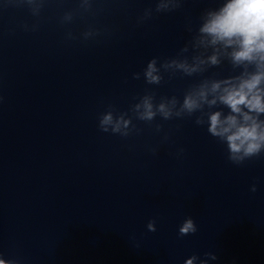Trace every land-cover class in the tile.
<instances>
[{"label": "water", "instance_id": "water-1", "mask_svg": "<svg viewBox=\"0 0 264 264\" xmlns=\"http://www.w3.org/2000/svg\"><path fill=\"white\" fill-rule=\"evenodd\" d=\"M220 0L137 18L155 0H97L100 11L61 25L77 0H48L36 31L26 7L0 0V255L20 264H264V153L241 165L195 117L150 125L123 138L98 127L114 105L128 112L145 89L177 95L201 77L147 85L153 57H174L186 24ZM89 26L100 35L66 39ZM227 76L230 70L212 69ZM227 111V109H225ZM163 125L156 133L154 125ZM165 133L167 142H162ZM156 148L154 155L151 149ZM179 149H183L182 153ZM255 184L257 191H250ZM191 217L197 232L180 236ZM155 220L156 231L147 223ZM137 245L139 247H137ZM197 264L199 262L197 261Z\"/></svg>", "mask_w": 264, "mask_h": 264}, {"label": "clouds", "instance_id": "clouds-1", "mask_svg": "<svg viewBox=\"0 0 264 264\" xmlns=\"http://www.w3.org/2000/svg\"><path fill=\"white\" fill-rule=\"evenodd\" d=\"M185 0H155V8H146L137 23L151 19L154 14L174 12L183 7ZM48 0H4L3 6L26 7L37 18L32 25L22 27L25 31H36L39 17ZM97 0H77L75 10L66 11L60 18L61 25H70L79 15H95L100 9L94 7ZM0 6V7H3ZM190 38L174 57H153L142 73H133L132 78L141 76L147 85L159 86L165 74L169 78L201 77L184 92L182 99L177 95L161 96L157 99L154 89H145L128 112L119 111L114 105L99 116L98 127L102 132L118 134L127 138L139 135L142 129L133 124V118L152 124L157 117L163 121L195 117L197 126H207V132L226 145L228 160L241 165L246 160L264 153V0H220L217 7L204 9L198 22L186 24ZM100 35L91 26L76 36L66 32V39L82 38L87 41ZM227 66L230 74L209 73L212 69ZM227 109V111H225ZM156 133L163 125H154ZM165 133L162 142H167ZM155 155L156 148L151 149ZM184 150L179 149L182 153ZM250 191L255 193L253 184ZM149 232L156 231L155 220L147 225ZM180 236L197 232L195 221L188 217L178 229ZM137 247H139L137 245ZM218 257L214 252H205L204 258L197 255L187 258L184 264H208ZM0 264H20L18 259H5L0 255Z\"/></svg>", "mask_w": 264, "mask_h": 264}]
</instances>
